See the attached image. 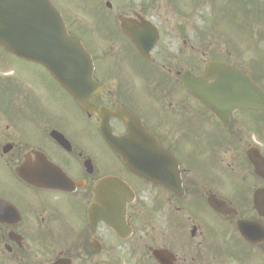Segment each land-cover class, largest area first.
<instances>
[{
  "label": "flooded vegetation",
  "instance_id": "obj_1",
  "mask_svg": "<svg viewBox=\"0 0 264 264\" xmlns=\"http://www.w3.org/2000/svg\"><path fill=\"white\" fill-rule=\"evenodd\" d=\"M80 1L86 2L79 6L83 13L99 14L101 22L96 23L95 20L92 23L94 28L110 27L126 40L127 37L121 33L123 20H129L131 25H140L144 21L155 25L158 21L166 23L173 16L180 17L172 15L175 10L172 3L166 4L171 8L158 13L153 0ZM89 1L93 6L87 7ZM166 11L170 16H165ZM73 20L77 25V31L73 29L77 36H86L82 31L88 28L85 21L80 17ZM159 29L162 30L161 26ZM152 64L165 66L154 61ZM108 78H98L104 91L94 96L91 103L98 109L129 112L154 136L159 147L173 156V150L180 141H200L195 126L189 127L196 122L197 112L206 117L210 127L209 113L200 110L197 102L188 96L179 103L155 101L158 112L176 115L180 121L183 119L176 128L162 116L148 119L143 110L136 113L128 107L119 91L113 93L107 87ZM19 83L23 81L0 82V107H7V111L13 109L22 116L15 109L19 90L21 87L22 92L29 90ZM54 85L57 94L67 98ZM34 105L38 111L42 110L32 115L30 136L24 135L10 115L0 112V264H104L99 260L114 255V242L129 243L128 251L140 263L146 250L157 248L170 253L173 258L170 264H264V217H260L253 206L254 194L264 189V180L256 177L250 167L249 170L244 169L241 154L248 150V143L242 151L239 144L231 142L228 128L223 130V126L214 120V158L218 159L223 174H216L205 181L202 174H194L188 162L178 160L179 188L173 192L130 173L121 158L103 141L99 132L100 118L93 112L82 110L77 103L74 105L75 121L82 125L78 131L71 127L64 112L47 111L41 102ZM109 120L115 137L127 133L120 120ZM52 133L60 134L68 144L61 138H52ZM208 137L209 145L204 147L203 155L209 154L213 159L211 132ZM90 140L98 143L112 157L114 165L108 170L97 168L95 155L85 146V142ZM222 153L227 154L226 162ZM22 168L32 177L38 175L40 180L56 181L63 188H49L32 182L29 176L21 177L17 171ZM108 178L116 181L110 184L113 189L111 195L115 200L121 196L126 203L125 223L119 233L122 239L118 238L112 226L99 219L101 211L94 214L100 221L94 228L90 226L89 206L95 198L93 190L99 181ZM221 179L229 183L225 193L216 190ZM102 186L104 191L109 188L108 183ZM144 196L148 197L150 207L141 204ZM209 200L214 205L217 203L218 207L223 205L225 213L214 211ZM148 216L152 227L145 221ZM202 216L206 220L215 216L219 225H211L209 221L202 220ZM248 224L249 227L245 226ZM145 231L157 234L151 239L154 245L146 244L141 238ZM98 236H104L107 241L100 240ZM167 263L164 260V264Z\"/></svg>",
  "mask_w": 264,
  "mask_h": 264
},
{
  "label": "rangeland",
  "instance_id": "obj_2",
  "mask_svg": "<svg viewBox=\"0 0 264 264\" xmlns=\"http://www.w3.org/2000/svg\"><path fill=\"white\" fill-rule=\"evenodd\" d=\"M53 2L67 10V12L75 13L78 17L80 16L82 21H85L88 28L82 29V31L87 37L93 38L84 46L91 56L95 51V59L100 61L94 65L96 67L95 76L100 79H104L106 76L109 77L106 81L107 87L114 93H119L118 91H120L123 102L136 113H141L143 110L148 118L158 119L162 116L173 128H176L180 123L182 124L183 119L180 121L176 115H168L162 111L158 112L157 103L154 100H156V97H160L162 101L167 103H179L181 100H185L186 95L180 91L181 88L178 85L179 74L176 75L175 71L179 72L180 70L188 69L199 75L206 63L211 60L224 61L244 71L246 70V72L248 71L264 91V0H153L157 6L156 10L158 13H163L165 8H171V6H166V4L172 3L175 5L176 10V12H172V15L178 14L180 16H173L171 20L162 25L165 28L162 46L169 53V61L166 64L173 65L174 63L177 66H168L166 69L157 67V70L153 67L149 68L148 65L134 57L136 53L133 50V46L121 39L114 29L106 26L94 28L92 23L95 20L96 23H99L101 20L98 19L99 14L97 13L87 14L82 12L79 6L82 7L86 2L80 0H72V2L53 0ZM247 2L251 3L250 7ZM195 5L200 8V19L195 17L198 10ZM90 6H93L91 1L88 2L87 7ZM78 8L79 10H77ZM67 12L65 11L67 21L70 19L69 22L73 29L77 31V25L71 17L72 14ZM167 14L168 12L166 11L165 16ZM168 16H170V13ZM200 24L201 30L200 28L198 29ZM184 41L185 45H183ZM157 52L156 50L152 51V54H155L152 58L156 62H158V58L162 54ZM173 56H176V61L172 60ZM183 56L190 57L189 63L183 60ZM0 58V71L10 72V77H0V82L21 80L23 83L19 84H24L29 90L22 92V87L19 90L20 95L15 109L24 114L23 116L17 114L13 109H8L7 111V114L13 118L15 125L21 127L24 135L30 136L29 133L33 129L32 115L42 110L38 111V107L34 105L38 104V102H41L47 111L64 112L72 128L78 131L82 129V125L75 121L71 102L57 94L56 90H54L56 88L47 80L49 77L43 69L29 63L15 61L12 58L11 60L9 59L10 57H5L1 51ZM105 58L106 60L101 61V59ZM152 58L147 61L149 63L152 62ZM160 60L162 61L163 59L160 58ZM142 61L144 60L142 59ZM169 67L172 70L171 72H168ZM32 85L33 90L30 91ZM1 108L0 112L3 113ZM197 113L201 115L200 112ZM235 115L234 125L238 127L234 135L238 136L242 141L239 147L243 151L242 144H246L248 140H254V142L257 141L256 143H261L264 155V115L257 118L249 114L238 113ZM204 119V116H197L196 122L189 125V127L195 126L197 136L201 138L200 141L182 140L179 146L174 148L173 153L176 160L188 162L194 174L198 175L202 172V177L206 181L216 174L222 175L223 172L219 168L218 159L214 158L215 124L210 120V129L209 124ZM71 127L70 129L72 130ZM230 129L232 130V128ZM210 132L214 161L211 155H203L204 147L209 145L208 136ZM232 142L237 143L238 140L234 138ZM85 146L95 155V164H97L99 170L106 171L114 165L112 157L98 143L90 140L85 142ZM222 154L225 160L222 159L226 162L227 154ZM233 155L235 154L233 153ZM229 158L233 160L232 155H229ZM241 158L243 161V153ZM243 166H245V170H249L244 161ZM239 167L241 168V165ZM243 180L249 182L246 178ZM228 187L229 183H227V180L221 179L217 183L216 190L220 193H225ZM205 214H207V211ZM201 219L209 221L211 225H219L215 222V216H211L208 220L202 216ZM145 221L150 222L149 227H152L149 216L145 217ZM104 236L107 237V235ZM154 236H157L155 231H148L145 242L154 245L155 242L151 241ZM124 245L126 249L122 245L115 251L113 250L114 255H108L99 261L104 264H116V261L119 262L121 258L126 257L127 261L130 260L129 264L140 263L128 251L129 243ZM151 260L148 251H146L144 260L140 264H152Z\"/></svg>",
  "mask_w": 264,
  "mask_h": 264
},
{
  "label": "water",
  "instance_id": "obj_3",
  "mask_svg": "<svg viewBox=\"0 0 264 264\" xmlns=\"http://www.w3.org/2000/svg\"><path fill=\"white\" fill-rule=\"evenodd\" d=\"M8 1L0 0V46L15 57L42 65L57 80L60 87L62 86L69 95L78 100L83 108H89L88 99L94 96L97 90L91 78V61L78 42L66 36L59 15L55 13L47 0H37V6H32L30 0H21L26 5L24 11L26 17L25 19L13 20L8 15ZM46 4L51 11L50 13ZM39 10L43 11V13H39L43 15L37 13ZM134 32L126 31L133 44H136L141 51L142 46L145 45V39ZM182 85L218 115L223 123L235 109L254 112L264 111V94L254 86L245 73L224 63L212 62L199 78L185 75ZM119 118L126 123L129 130L133 129L134 124L131 123L128 116H120ZM105 124L106 122L103 129ZM139 131L141 132V130H136V132ZM141 134L145 135L143 131ZM105 139L112 148L122 154L129 167L131 166L138 171L137 166L135 167L130 159L126 160L127 153L131 151L130 144L134 145L136 141L130 136L126 139L112 140L107 134ZM123 144L124 146H122ZM120 146L128 152H121ZM249 158L256 174L259 177H264L262 158L258 155H249ZM144 162L148 163L147 166H149L150 162L147 160ZM151 171L148 173L141 170L138 173L152 177L154 172ZM97 201L98 204H102L100 193ZM263 204V201L259 200L256 209L260 210L264 207Z\"/></svg>",
  "mask_w": 264,
  "mask_h": 264
}]
</instances>
